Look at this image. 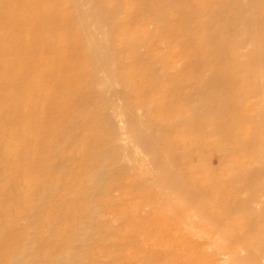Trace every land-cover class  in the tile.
<instances>
[{
    "label": "bare ground",
    "instance_id": "1",
    "mask_svg": "<svg viewBox=\"0 0 264 264\" xmlns=\"http://www.w3.org/2000/svg\"><path fill=\"white\" fill-rule=\"evenodd\" d=\"M105 26L111 29L113 53L124 52L125 64L136 63L141 79L133 70L125 72L120 59L103 54L96 38ZM161 37L166 54L155 41ZM112 61L117 69L109 67ZM111 78L125 82L129 91H113ZM99 82L122 102H108ZM150 90L142 102L147 119L142 127L131 112V98L141 104ZM251 95L257 109L247 99ZM85 111L89 118L82 117ZM121 115L127 136L160 174L139 161L123 163L126 147L116 127ZM162 135L167 143L154 146V137ZM263 142L264 0H0V264H75L93 245L88 233L94 226L101 250L112 253L109 264H134L136 252L143 260L135 264L149 263L134 215L122 221L129 226L126 233L94 219L97 200L100 208L119 211L111 189L125 166L135 170L141 189L158 185L184 196L199 213L219 218L223 229L231 209L244 202L240 190L257 198L255 179L243 173ZM230 151L234 176L223 166ZM189 159L195 172L187 170ZM60 186L67 202L55 215L50 201ZM170 192H144L158 202L148 218L173 206ZM126 194L131 193L123 189ZM13 207L24 216L25 228H41L46 239L34 238L48 255L29 258L35 242L21 240L22 228L8 244L14 232L2 222ZM120 209L126 212L127 206ZM158 234L167 240L163 227ZM130 239L136 243L132 251ZM160 248L164 251L153 258L172 255L178 261L168 240Z\"/></svg>",
    "mask_w": 264,
    "mask_h": 264
},
{
    "label": "rangeland",
    "instance_id": "2",
    "mask_svg": "<svg viewBox=\"0 0 264 264\" xmlns=\"http://www.w3.org/2000/svg\"><path fill=\"white\" fill-rule=\"evenodd\" d=\"M83 6L88 7L89 4H83ZM148 26L152 28L150 23ZM109 30L111 29L105 26L96 38L101 51L104 52L103 54L105 56L107 55L111 59H120L123 63L125 72L129 73L133 70L132 72L136 74L134 77L141 79L142 70H139V72H135L134 70L135 68H138L136 63L129 61L128 64H125L127 57L124 55V52H119L117 54L113 53L109 37L111 32H109ZM155 41L158 50L165 53L164 50L166 43L164 38L161 37L159 40ZM173 52H176L175 48H173ZM167 59H170V56ZM159 65L160 63H157V68L159 71H162L163 68ZM176 65L178 69L181 68L183 66V61L181 59L177 60ZM109 67L117 69V63L112 61L109 63ZM97 73L99 75H104V70L99 69ZM109 84L115 92L118 90L129 91V86L119 79L114 80L111 78ZM102 87L103 85L100 82L97 83L98 90L107 94L105 99L108 102H115L116 99L118 103L122 102V99L117 96L115 99L112 93L108 94L107 90L104 91ZM150 92L151 90L143 95L141 104L139 103V100L135 101L134 98H131L133 104L131 112L133 116L137 117L142 127H145L147 124L142 102L143 98L150 95ZM247 99L248 101L250 99L253 109L258 108L259 103H257L255 95L248 96ZM89 116L90 114L86 111L82 113V117L89 118ZM126 121V115H121L118 118V122H116L117 129L119 128L118 130L123 133L122 144L126 147L125 153L124 151L121 153L123 156V163L125 165L134 166L135 163L139 161L138 164L142 163L153 173L160 174V169L155 166L154 163L148 162L146 154L141 151V148L138 145L134 144L130 137L127 136ZM85 125H87V123H85ZM155 138L156 136L153 139L154 146H157L161 142L167 143L165 135ZM130 151H132L133 154H131ZM258 151L260 153L256 160L246 161V163H250V167L246 168L243 173L244 178L255 179L253 188L257 198L248 199L249 189L244 188L240 190L237 193V196L239 199L244 200V202L241 203L238 209H231L234 214L226 217L225 220L230 222L225 223L223 229V226L221 225L222 222L219 218L216 216L210 218L205 213H199L195 205L184 196L175 194L172 191L170 192L166 188L163 189V187L158 185L152 186L151 188L141 189L140 185L135 181V170L133 168H126V166L120 180L118 179L119 183H115V179H113L115 185L111 189L112 198L116 197V199H118L116 205L119 208L116 209L119 211L111 210V208H114L112 206L100 208L103 203L101 200H97V203L95 204L96 213L94 219L96 218L95 221L98 225L109 223L111 226H119L121 230L126 233L129 226L126 223L122 224V221L124 222V219L128 216L130 217L134 215L135 219L133 220L132 225L134 228L138 229L137 237H139V244L147 247L145 250V253L148 255L149 263L147 264H264V142L260 145ZM159 156L165 157L167 156V153L161 152ZM194 166V160L189 159L187 170L195 172ZM223 166L229 170L232 176H234L235 169L233 166V152L230 151L228 153L227 159L223 162ZM238 184L239 181L233 178L231 186L236 188ZM123 189L128 190L131 194L122 196ZM162 190L170 192L167 201L172 203L173 206L168 209L163 207L162 213H160L158 217L155 215V218H148L147 214L151 211L152 207H156L154 205H157L158 202L152 199L151 196L145 195V193ZM66 202L67 192L64 190L63 186H60L53 191L52 199L50 201V205L54 207L55 215H58L59 211L63 208L62 206ZM125 206H127L126 212L120 209ZM74 213L77 214V211L74 210ZM6 216L7 217L3 220L2 224L9 227L14 232V234L10 235L7 239L10 246L17 237V229L22 228L20 231L22 235L21 240H24V237H29L32 243L35 242L33 247L35 253L32 251L31 255H28L29 258L30 256L32 257L35 255H48V249L44 250L45 247H40V243L35 239L38 237V240H40L41 236L46 239V235L42 233L41 228L36 227L33 228V230L27 229V227L25 228V218L22 215L17 216V207L9 209ZM225 220L223 219V222H225ZM144 225L147 229L144 228L142 232V227ZM162 227L168 234L167 240L172 250L171 253L178 259V261L173 260L172 255L153 258L158 251H164L160 246L167 244V240H162L164 234L163 236L162 234H158V229L162 230ZM88 234L91 237V240L88 241H92L93 245L87 250L83 249V253L75 264H89L91 260L94 261L95 264H109L108 258L112 257V253L101 250L99 244L103 241L101 239L99 227L94 226ZM19 238H21V236H19ZM159 240L161 241L154 246L156 241ZM134 241L135 240L133 239L128 241V247L131 251L133 250L132 247H136ZM35 246L39 248H36ZM45 251L47 252L45 253ZM87 254L90 255L87 256ZM132 256L133 257L131 258L134 260V264L143 260V254L141 252L133 253ZM49 258L50 257L47 256L46 259L48 260ZM165 259L167 261H164ZM31 264L39 263L32 262Z\"/></svg>",
    "mask_w": 264,
    "mask_h": 264
}]
</instances>
